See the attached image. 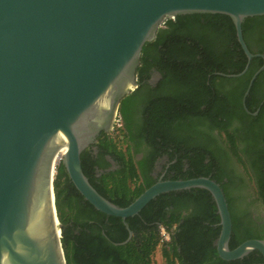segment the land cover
<instances>
[{
	"label": "water",
	"instance_id": "95a60500",
	"mask_svg": "<svg viewBox=\"0 0 264 264\" xmlns=\"http://www.w3.org/2000/svg\"><path fill=\"white\" fill-rule=\"evenodd\" d=\"M189 14L233 20L248 66L228 77L244 75L253 58H264L243 36L247 18L264 16V0H0V264H67L53 173L65 144L62 163L78 192L129 230L127 241L116 245L131 242L127 219L152 200L197 188L217 206L218 256L235 261L258 251L264 257V240L230 249L229 203L211 177L161 179L123 208L103 197L82 168V153L111 133L123 101L138 88L144 46L168 20ZM263 70L245 93L247 111L246 98Z\"/></svg>",
	"mask_w": 264,
	"mask_h": 264
},
{
	"label": "trees",
	"instance_id": "16d2710c",
	"mask_svg": "<svg viewBox=\"0 0 264 264\" xmlns=\"http://www.w3.org/2000/svg\"><path fill=\"white\" fill-rule=\"evenodd\" d=\"M243 36L253 54H264V16L247 18ZM247 64L248 58L237 41L236 27L229 16L189 14L168 20L156 39L144 46L138 69L142 84L134 97L126 98L120 108L123 128L117 130L114 139L101 134L97 157L90 150L81 155L83 171L93 187L115 205L128 207L156 183L151 175L152 162L161 151L171 159L176 152H182L173 167L176 170L182 171L184 158L192 159V170L179 173L174 180L207 177L209 172L203 167L204 157L201 158L206 155L197 152L204 150L197 138L203 136L200 130L205 128L225 134L232 152L244 165L237 138L245 144L244 150L258 178L259 197L264 200V106L258 116L253 115L264 99V71L247 96L249 112L243 102L263 59L254 58L241 77L226 76L242 73ZM152 71L161 75L156 87H151L147 81ZM135 97L139 100L135 111L139 119L133 124L128 120L126 105ZM128 121L133 124L137 137L153 149L146 165L137 162V152L130 146ZM191 146H199L194 154ZM106 156L117 163V169L108 171L110 162ZM212 161L217 159L213 157ZM99 169L103 170L101 175ZM212 178L221 182L217 175ZM54 195L67 264H155L154 254L161 236L152 224L159 221L173 234L172 241L163 244L167 264H177L174 258H178L180 264L210 261L264 264V257L258 251L231 262L218 258L214 241L221 231L220 217L211 194L203 189L170 192L152 200L139 215L127 219L134 236L125 245H116L129 238L123 220L108 216L87 202L71 182L63 163L58 166ZM227 200L233 221L230 249H235L258 237L238 232L237 217L228 194ZM185 201L198 205L201 212L184 215L178 204Z\"/></svg>",
	"mask_w": 264,
	"mask_h": 264
},
{
	"label": "flooded vegetation",
	"instance_id": "af4514ba",
	"mask_svg": "<svg viewBox=\"0 0 264 264\" xmlns=\"http://www.w3.org/2000/svg\"><path fill=\"white\" fill-rule=\"evenodd\" d=\"M254 51L257 52L258 50L255 48ZM255 55H264V54L258 53ZM257 58L263 59V64L259 68L260 70L264 66V58L261 56H257ZM250 63H249V66H250ZM231 75H236V74H231ZM226 76L228 77L229 75H226ZM229 78H232V77H229ZM160 80H161L160 73L157 71H152V76L147 81L151 87H156ZM141 84L142 83L139 81L138 88L130 95V97L131 96L134 97L133 94L140 88ZM135 98L131 99L126 105V111H127L128 118H129L128 120H131L133 124H135V121L139 119V113L138 114L135 113V111L137 112L136 106L138 105L139 100L138 98L136 99ZM263 106H264V99L259 104V107L256 108L257 111L253 113V115L258 116ZM131 121H128V125H130L129 131H128L129 136H130L129 138L130 146L134 153L137 152L136 154L137 162L139 163L141 162L143 165H146L148 158L151 156L153 152V149L147 142L142 141L137 137L136 130L135 128H132L133 124L131 123ZM124 124L125 123L123 121V125ZM234 127H236V125ZM234 127H232L231 129H233ZM198 128L200 129L201 127H198ZM200 133H203V136L198 137L197 141H198V144H201L204 150L203 151L197 150V152L204 153V155H206V157L201 156V158L204 157L203 167L205 170L209 172V175L207 177L212 178L213 176L217 175L219 179L221 180L219 184L221 185V187L222 186L224 187L223 190L226 196L228 194L229 198H231L232 200L231 207L238 221V226H239L238 232H247V233L252 234L253 236L258 237L256 238L258 240H264V200L259 197L258 178L253 172L251 165H250V161L247 157L246 151L244 150L245 144L240 139L237 138L240 154L242 155L245 161V165H244L243 163L240 162V160L232 152L230 145H228V143L226 142L225 134L222 135V133H220L218 130L209 131L205 128H202L200 130ZM206 135H208L207 138H206ZM99 140H100V137H99ZM99 142L95 145L90 146L87 149L93 153L94 157H97L99 153L98 151ZM198 147L199 146H194V147L191 146L192 148L191 153L194 154L193 151L195 149H198ZM187 148L188 147L185 146V150ZM169 151L173 152L172 150H169ZM181 154L182 152H176L175 158L171 159L168 154H166L164 151H161V153H158V155L154 157L153 162H152L153 166H152L151 175L156 180V182L160 181L161 179L162 180H174L176 175H178L179 173L192 170V166H191L192 159L191 158L183 159L182 171L176 170L173 168L174 165L177 164L178 158L181 157ZM108 157L110 156H106V159L110 162V167L108 168V171L117 169L118 168L117 163L114 161L112 163L108 159ZM213 157H215L217 161H212ZM218 170L220 172L219 175H218ZM102 173H103V170L99 169L98 174L101 175ZM185 175H187V173H185ZM201 177H206V176H201ZM187 179H192V178H187ZM187 179H177V180H187ZM190 190L192 189H189L188 191ZM182 191H185V190H182ZM178 206L183 211V214L186 216L189 214H198L201 212L200 207H198V205L192 204L189 201L179 203ZM168 218H169V215L166 216V219ZM161 224H162V221H159L152 225L159 229V226ZM205 224L209 225V222H206ZM214 227H217V224H215ZM176 228L177 226H175V229ZM215 242L216 241H214V246L216 248ZM160 248H161L160 251L162 252L164 245H162ZM179 251H180V248H179ZM216 252H217V248H216ZM218 258L220 257L218 256ZM174 259L177 262V264H180V261L178 258H174ZM228 262H231V261H228ZM166 264H167V261H166ZM207 264H219V263L210 261Z\"/></svg>",
	"mask_w": 264,
	"mask_h": 264
},
{
	"label": "built area",
	"instance_id": "2783aa9c",
	"mask_svg": "<svg viewBox=\"0 0 264 264\" xmlns=\"http://www.w3.org/2000/svg\"><path fill=\"white\" fill-rule=\"evenodd\" d=\"M123 128V121L120 113L117 115L114 123L113 130L109 134L113 139L116 138L117 136V130ZM63 153L61 151L58 153V166L62 163L63 160ZM175 228V227H174ZM159 234L161 236V242L160 245L158 246V249L166 243H170L173 237L172 231H170L164 224H161L159 226Z\"/></svg>",
	"mask_w": 264,
	"mask_h": 264
},
{
	"label": "bare ground",
	"instance_id": "6f19581e",
	"mask_svg": "<svg viewBox=\"0 0 264 264\" xmlns=\"http://www.w3.org/2000/svg\"><path fill=\"white\" fill-rule=\"evenodd\" d=\"M67 149V144H65L64 146H62V148L60 149L61 153H65ZM59 151V152H60ZM58 157V155H57ZM56 157V162H55V166H54V169H53V173H54V182H56V176H57V173H58V158ZM53 195H51V198L53 199Z\"/></svg>",
	"mask_w": 264,
	"mask_h": 264
},
{
	"label": "rangeland",
	"instance_id": "374dc122",
	"mask_svg": "<svg viewBox=\"0 0 264 264\" xmlns=\"http://www.w3.org/2000/svg\"><path fill=\"white\" fill-rule=\"evenodd\" d=\"M155 264H166L165 258L160 250H156L154 254Z\"/></svg>",
	"mask_w": 264,
	"mask_h": 264
},
{
	"label": "crops",
	"instance_id": "0c3cea01",
	"mask_svg": "<svg viewBox=\"0 0 264 264\" xmlns=\"http://www.w3.org/2000/svg\"><path fill=\"white\" fill-rule=\"evenodd\" d=\"M159 250H161V248H159ZM161 253H162V255H163V251H162Z\"/></svg>",
	"mask_w": 264,
	"mask_h": 264
}]
</instances>
